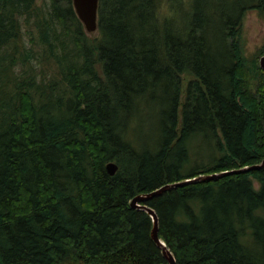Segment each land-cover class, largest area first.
Masks as SVG:
<instances>
[{"label":"trees","instance_id":"1","mask_svg":"<svg viewBox=\"0 0 264 264\" xmlns=\"http://www.w3.org/2000/svg\"><path fill=\"white\" fill-rule=\"evenodd\" d=\"M188 1L99 0L91 37L73 0H0V264H168L132 198L264 160V69L240 44L245 10L264 0L219 22L210 0ZM24 24L60 86L17 72L35 55ZM146 113L147 141L134 135ZM147 203L176 264H264V168Z\"/></svg>","mask_w":264,"mask_h":264},{"label":"rangeland","instance_id":"2","mask_svg":"<svg viewBox=\"0 0 264 264\" xmlns=\"http://www.w3.org/2000/svg\"><path fill=\"white\" fill-rule=\"evenodd\" d=\"M244 0H210L209 2L212 4V7L217 8V17L215 20L219 22L220 20L225 19V15L231 12V15H234L233 8L239 7V5L243 4ZM49 3V0H37L36 4L38 6H45ZM177 8H182V11L186 10L189 7V1L183 0V4L179 0H174ZM231 9V10H230ZM181 13L178 12V17L181 18ZM176 16V17H177ZM175 17V18H176ZM241 32H240V44L243 51V56H245L248 60L256 59L257 62H260L261 57L264 55V11H261L256 8H248L245 10V13L242 17L241 22ZM88 33V32H87ZM23 44H25L29 49L33 48L32 52L35 55H29L28 62L23 64L19 62L16 69L20 74H24L23 71H26V74H32L33 77L36 78L39 84L43 86L49 84H57V87L61 85L60 76L57 71L55 65L51 62L46 61V54L43 52V47L37 43V31L34 27L23 26ZM99 32L96 30L95 32L88 33L89 36L94 37L97 36ZM35 38V41L33 40ZM37 43V44H36ZM31 72V73H28ZM182 77V93L180 96L181 102H184L186 95V88L188 83L194 77L188 73H183ZM253 81V80H252ZM182 105L179 108V126L181 127L182 123V115H181ZM148 114L145 116H140L137 123L135 124L134 135L139 139H145L146 141L150 137V134L153 131V120H148ZM200 150L207 149L204 141L200 144ZM116 163L117 160H112Z\"/></svg>","mask_w":264,"mask_h":264},{"label":"water","instance_id":"3","mask_svg":"<svg viewBox=\"0 0 264 264\" xmlns=\"http://www.w3.org/2000/svg\"><path fill=\"white\" fill-rule=\"evenodd\" d=\"M73 6L77 13V16L83 23L85 30L88 33L95 32L98 29V8H99V0H73ZM260 65L264 69V55L260 59ZM264 168V160L259 164H254L250 166H244L238 169L227 170L223 172H216L210 174H201L197 177L187 178L185 180L171 182L164 184L152 191L149 192H142L135 195L130 204L133 208L141 209L146 211L153 220V225L151 229V236L152 239L155 241L157 246L162 250V253L167 260L168 264H176V258L170 248L167 246L166 242L159 236L160 231V223L159 217L157 212L154 208L148 205V201L151 200L153 197L159 196L164 192L178 188L183 186L187 183L197 182V181H206L217 179L224 175L234 174V173H241V172H248L251 170H257ZM106 170L110 175H115L118 170V165L114 161H110L106 165Z\"/></svg>","mask_w":264,"mask_h":264}]
</instances>
